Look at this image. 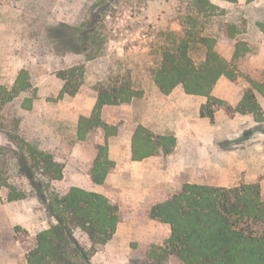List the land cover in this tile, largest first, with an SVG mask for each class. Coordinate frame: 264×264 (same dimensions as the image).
Here are the masks:
<instances>
[{
  "label": "rangeland",
  "instance_id": "1",
  "mask_svg": "<svg viewBox=\"0 0 264 264\" xmlns=\"http://www.w3.org/2000/svg\"><path fill=\"white\" fill-rule=\"evenodd\" d=\"M199 1L0 0V83L11 89L18 73L26 70L31 84L27 93L0 105V175L29 191L18 162L25 143H29L52 155L62 167L60 181L49 183L46 176L35 173L45 185L59 194L71 187L103 192L104 186L87 180L98 146L107 145L109 157L111 152L116 155L117 150H126L129 136L141 120L155 135L175 133L174 104L185 96L180 87L168 96L162 95L153 82V73L160 64L161 51L183 38L189 41L196 64L205 58V48L199 43L202 37L214 38V51L228 63L236 43L246 41L250 55L242 60L238 78L232 82L242 89L239 94H244L252 81L264 82V0ZM226 24L236 26L235 38L228 36ZM78 37L84 40L78 53L70 44L65 48L60 44ZM63 71L76 92L60 98L65 85L60 76ZM101 86H127L140 92L141 97L130 104L103 108L102 121L109 126L120 125L119 136L106 138L101 129H96L85 141H79L78 121L91 115ZM26 97L34 98L30 110L22 107ZM156 112L163 113L161 120L154 117ZM184 116L192 121L188 133L199 136L203 154L212 153L215 146L229 156L224 159L229 171L215 175L213 180L205 158H200V165L184 174L183 181L172 174L164 182L161 178L160 183H166L161 188L152 175L139 181L124 172L118 180L108 181L105 189L118 208L120 236L94 250L92 264H183L161 252L170 236L169 226L150 219L146 213L154 204L179 192L185 181H228L225 187L257 183L264 194V121L254 119L250 124L248 120L244 127L241 124L240 135L234 136L235 130L226 121L213 120L210 128L197 121V114L189 107ZM214 127L217 132L212 146L208 132ZM223 134L232 136L223 138ZM259 154L262 167L253 161ZM189 156V160H195ZM239 159L245 160V167ZM147 191L155 196H147ZM7 194V188L0 190V264H27L26 255L35 245L36 234L48 228L50 221L38 198L28 196L9 203ZM16 235L22 242L16 240Z\"/></svg>",
  "mask_w": 264,
  "mask_h": 264
},
{
  "label": "trees",
  "instance_id": "2",
  "mask_svg": "<svg viewBox=\"0 0 264 264\" xmlns=\"http://www.w3.org/2000/svg\"><path fill=\"white\" fill-rule=\"evenodd\" d=\"M236 3L237 0H221ZM210 4L200 0L198 4ZM230 38L236 36L235 25H225ZM199 43L205 48V58L196 64L190 55L189 41L181 39L161 51L160 64L153 73V82L163 95H169L181 87L186 95L206 98L200 107V117L214 120L216 111L224 109L228 114H252L258 122L264 121L256 95L264 98V82H250L239 104L232 108L212 96V90L220 78L230 81L238 78V68L250 55L246 42H237L232 60L228 63L214 51L215 39L202 37ZM70 44L80 51L84 40L80 37L60 42ZM65 85L60 98L76 91L67 73H60ZM31 88L28 72L18 73L11 89L0 83V105L7 104ZM141 93L127 86L99 87L92 113L81 117L77 125V139L85 141L90 133L101 129L105 137L121 134V126H109L101 118L105 106L130 104ZM33 97H26L22 107L30 110ZM25 151L18 157L19 173L29 182L28 192L10 184L0 175V190L8 189L9 203L38 198L44 204L48 228L40 230L34 247L27 253V264H92L94 250L106 245L115 235L120 222L118 208L106 196L79 187H71L59 194L49 185L36 179L39 172L48 182L60 181L62 167L52 155L39 151L35 145L25 143ZM176 147L172 135H154L139 125L132 136L133 161L149 157H166ZM114 168L107 145L97 147V155L90 170V179L96 186L104 184ZM147 216L170 227V236L161 252L174 256L183 264H264V194L259 184H243L234 187H218L186 183L170 198L154 204ZM16 240L22 238L16 235ZM89 247V248H88ZM157 257V253L152 255ZM162 258V257H158ZM142 264H151L147 261Z\"/></svg>",
  "mask_w": 264,
  "mask_h": 264
},
{
  "label": "crops",
  "instance_id": "3",
  "mask_svg": "<svg viewBox=\"0 0 264 264\" xmlns=\"http://www.w3.org/2000/svg\"><path fill=\"white\" fill-rule=\"evenodd\" d=\"M244 42H246V41H244ZM233 53H234V50H233ZM232 56H233V54L232 55L230 54L228 56V58H231V60H232ZM261 68H264V67H261ZM259 82H262V81H259ZM241 90L242 89H240L238 86H236L232 81L222 77L219 79L217 84L214 86L211 94L213 97L224 101L228 106H230V107L232 106V108H234V106H237L239 104V102L241 101V99L243 97V96H240L243 94H239L241 92ZM183 94L185 96L184 99L182 97H180V100L179 101L177 100L176 103L174 104L175 112L177 113V116H176L177 117V123H176L175 133L174 134H159V135H172L176 138V147H175L174 151L166 157H149V158H146L142 161H133L132 160V151H131V140H132L133 133L139 125H141L147 129V126H145V123L143 122V120H141L140 123L136 124L137 127L133 130L132 134L129 136L130 141H129V145H128L127 149L122 150V151L117 150L116 155L113 154L112 152L110 153L109 158L114 163V168L111 171V173L108 175V177L106 178L104 185H102V186H104V191L102 192L100 190H96L93 188L89 191H94L97 193H104L107 198H110L109 192H107V190L105 189L106 183L108 181L118 180L119 177L124 172L130 173V175L133 179H136L139 181L145 179L146 175H152L154 177H157L156 186H158V188H161V187H164L166 184V183H162V184L160 183L161 178L163 179V182H164L165 180H167L168 175L172 174L174 178L176 177L175 175H178L180 177V179L183 181L184 174H187L188 172L191 173V172L195 171V169H197V166L200 165V161H201L200 158H205L204 162L208 166L207 170L209 172L213 173V175H212L213 180H215L214 179L215 175L220 174V173L223 174L224 172L229 171L228 162L226 163V161L224 160L225 158L229 159V156L226 155L223 152V150L219 149L217 151L216 147L214 146V150L212 151V153L210 152V153L203 154L204 152L201 151L202 149H200V144H199L200 138H199V136L194 135L193 133H191V134L188 133L189 129L192 127V121H190L189 119H187L184 116V110L188 107L190 108V111L192 113L197 114V116H198L197 121H199V122L201 121L202 124H204V125H210V128H211V126L214 125V123H212V121L210 119L201 118L200 114H199L200 113V107L206 103V98L200 97V96L186 95L184 92H183ZM165 96H168V95H165ZM259 97L260 96L256 95L257 103H258V105L261 106V108L264 111V98H262V97L259 98ZM182 99L186 100L185 102H186L187 106L183 103L184 101ZM105 107H108V106H105ZM130 110H132V109H130ZM132 113H133V111H132ZM161 114H163V113L156 112L154 114V117L157 118L158 120H161V116H162ZM254 119H256V118L252 114L230 115L224 109H220V110L216 111V113L214 115L215 122L226 121L225 122L226 125H228L229 127L233 128L235 130L234 136L240 135V134H238V131L243 129L241 127V124H243V127H244L245 124L247 125V123L249 122L248 120H250V124H254ZM216 128L217 127H214L213 131L208 132L209 133L208 137L212 136L211 138H208V142L212 146L214 145L215 139H216V132H217ZM231 136L229 135V137H228L227 134H223L222 137L223 138H230ZM189 155L194 156L195 160L194 161L192 159L189 160L188 159ZM258 157H259L258 159L256 158L253 161L255 162V164L260 165L262 167V164H263L262 158H261L262 156L259 154ZM236 163H238V162H236ZM239 164L244 166V167L246 166V162L244 159H239ZM87 178H88L87 179L88 182L90 184H93L91 179H90V176H88ZM223 182L224 181H218V182H213L210 184L209 183L208 184H202V185H210V186H218V187H225V186L229 185L228 181H226L227 183H223ZM183 183L184 184L185 183L197 184V183H194V182L192 183L189 181H185ZM236 186H238V185H236ZM139 194H143V193L139 192ZM145 194L147 196H150V193L148 191H147V193L145 192ZM153 196H155V195L151 194L150 197H153ZM119 236H120L119 235V228H117L116 233L114 235V238H117Z\"/></svg>",
  "mask_w": 264,
  "mask_h": 264
}]
</instances>
